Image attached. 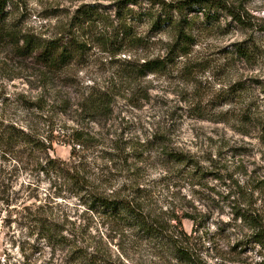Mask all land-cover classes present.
I'll return each mask as SVG.
<instances>
[{"label":"rangeland","instance_id":"obj_1","mask_svg":"<svg viewBox=\"0 0 264 264\" xmlns=\"http://www.w3.org/2000/svg\"><path fill=\"white\" fill-rule=\"evenodd\" d=\"M7 1V31L44 39L62 36L65 43V33L71 29L87 51L45 92L35 60L20 56L8 40L1 39L0 118L43 128L45 117L34 119L30 103L41 92L57 93L65 102L55 118L56 158L71 162L72 142L63 133L71 134L73 129L96 137L88 151L91 156L110 145L125 149L128 165L111 183H98L100 187L111 184L117 191H133L139 186L156 213L174 211L184 231L193 234L198 255L207 264H264V247L250 240L251 232L241 218L243 212L254 210L264 216V139L250 120L264 115V0L223 1L243 14L245 24L221 10L216 18L211 16L215 10L211 17L197 13L198 6H190L196 0H136L138 4L129 7L135 21L128 19V23H133L132 31L142 41L137 46L122 43L114 57L111 51L117 48L98 39L100 33L113 35L118 27L120 0ZM154 1L185 2L194 43L188 55L169 56L173 62L165 72L137 76L130 74V66L165 58L176 38L175 30L153 26L150 16L161 9ZM82 5L97 7L100 22L80 28L76 10ZM189 7L195 10L190 12ZM240 45L248 50L247 58L236 54ZM113 80L116 95L110 110L80 115L79 106L90 89L103 92ZM166 152L186 154L201 167L170 164ZM30 180L40 188V199L49 192L60 193L56 203L71 223L85 230V244L101 245L117 264H178L108 218L86 213L53 175L29 172L19 178L16 189ZM190 214L195 215L196 225L186 218ZM13 221L0 219V264L51 260L58 264L64 257L59 251L51 258L52 250L44 240L37 244ZM68 227L72 229L71 224Z\"/></svg>","mask_w":264,"mask_h":264},{"label":"trees","instance_id":"obj_2","mask_svg":"<svg viewBox=\"0 0 264 264\" xmlns=\"http://www.w3.org/2000/svg\"><path fill=\"white\" fill-rule=\"evenodd\" d=\"M223 1L196 0L190 6H198L201 11H196L197 13L203 12L204 16L213 18H216L217 11L221 10L229 14L235 22L245 24L243 14L236 12ZM154 2L155 5H160L161 9L150 16L154 20L153 26L158 30H175L176 38L165 58L130 66L133 70L130 74L137 76L165 72L168 63L173 62V59L170 61L168 57L188 55L194 43L188 31L189 20L184 15V10H187L185 2L177 4ZM7 4V0H0V40H8L20 56L35 60L42 70L40 79L45 92L51 91L62 72L86 53V45L78 41V37L70 31L71 29L65 33L68 36L65 43L62 36L44 39L34 34L19 36L7 31L5 13ZM137 4L136 0L118 1L116 5L120 20L118 27L114 29L113 35L100 33L102 38L98 40H101L103 45L117 48L111 51L113 57L122 50L119 49L122 43L137 46L142 41V38L136 37L133 33L131 25L133 23H128V19L129 22L135 21L134 12L129 7ZM193 8L195 7H189L190 12L195 10ZM123 10L128 14L125 15ZM212 10L216 13L210 16ZM76 15H78L76 19L80 20L78 21L80 28L86 24L100 22V14L94 5H82L76 10ZM76 26L77 23L74 27ZM71 28L73 29L72 26ZM235 50L240 57L249 56L248 50L241 45ZM45 92L35 97L29 109L34 112L32 114L34 119L45 117L43 128L28 123L23 126L9 117L0 118V219L19 223L28 237L36 238L37 244L44 240L46 246L52 250L51 258L59 251L64 254L58 264H117L101 245L92 247L85 244V230L81 225L77 228L75 223H71L66 211H62L60 205L56 203V199L61 196L60 193L49 192L45 198L40 199V188L31 180L27 185L22 184L20 189H16L22 175L29 172L44 173L47 177L53 175L54 178L63 181V185L72 193L73 198L77 199L78 204L85 207L86 213L108 218L123 230L132 232L137 239L152 243L159 255L160 252L168 254L178 264H207L198 255L193 234L184 231L181 219L174 211L160 209V212L156 213L150 208V199L142 194L144 191L139 186L133 187L136 188L133 191L128 189L117 191L111 184L106 188L98 185L103 182L111 183L117 174L123 172L130 158L125 149L110 145L98 151L97 156H91L88 151L95 146L93 142L97 140L96 137L73 129L71 134L67 131L63 133V136L69 137L72 142L71 162L66 163L54 156L55 118L65 101L59 99L57 93ZM115 95V80L111 81L110 87L103 92L91 88L83 104L79 106L80 115L106 113L110 110ZM250 120L264 139V115ZM165 158L168 163L182 168L199 170L201 167L194 158L183 153L166 152ZM125 191L128 193L121 196ZM186 218L196 225L195 215L190 214ZM241 218L251 232L250 240L264 247V216L254 210L243 212ZM69 224L72 225V229L68 227ZM47 264L54 263L51 260Z\"/></svg>","mask_w":264,"mask_h":264}]
</instances>
